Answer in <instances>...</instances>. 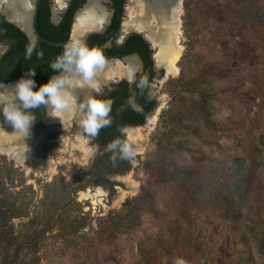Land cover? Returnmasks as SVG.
Returning <instances> with one entry per match:
<instances>
[{"label":"rangeland","instance_id":"374dc122","mask_svg":"<svg viewBox=\"0 0 264 264\" xmlns=\"http://www.w3.org/2000/svg\"><path fill=\"white\" fill-rule=\"evenodd\" d=\"M50 1L58 19L62 11L56 0ZM181 1L178 74L165 71L151 88L156 112L148 124L133 130L131 140L127 133L133 153L123 175L106 174L113 183L96 187L82 176L92 170L97 153L88 141L87 162L69 176L62 166L73 161L76 150L55 152L38 170L24 164L23 147L0 153V198L23 206L26 216L12 220L9 245L0 244V264H174L177 259L185 264H264V118L258 120L264 117V94L259 93L264 11L260 9L262 27L256 28L254 22L233 21L232 13L244 6L254 10L260 0ZM29 4L34 10V0ZM6 9L0 1V13L19 24V17ZM136 9L134 0L126 1L119 36L131 31L124 24ZM154 22L150 20L153 29L160 30ZM2 119L0 114L1 129L14 132ZM98 170L108 171L105 163ZM80 185L84 188L76 189ZM122 191L125 197L115 204ZM81 193L90 195L83 198ZM242 194L247 197L241 199ZM69 202L73 205L60 214L84 222L85 228L75 235L60 236L56 230L44 234L56 205ZM206 219L213 226L239 227L236 241L225 231V239L208 240L201 229L207 227ZM30 237L36 241L24 246L15 261V250ZM5 249H10L7 256Z\"/></svg>","mask_w":264,"mask_h":264},{"label":"flooded vegetation","instance_id":"af4514ba","mask_svg":"<svg viewBox=\"0 0 264 264\" xmlns=\"http://www.w3.org/2000/svg\"><path fill=\"white\" fill-rule=\"evenodd\" d=\"M126 1L127 0H119L118 8H116V3L112 0H97L100 7L106 13V17L102 29L97 31L99 35H92L97 38L91 39L90 37L87 42V47L89 48L91 44H99V47L103 51L101 55L104 64L119 62L126 71L125 75L120 79L108 80L106 84H103L95 90L88 88L92 90V95L95 94L98 99L111 101V112L109 114L111 120L110 125L100 129L95 137H90L83 134V130L79 127V115H74L71 119H67L66 122L62 123L59 117L53 115L54 111L51 108V113L49 114L48 109L41 106L34 110L36 119L31 126L30 136L27 140L25 141L20 138L4 146L6 150L14 148L12 152L20 151L18 149L23 147V151L20 152H24L22 156L24 164L31 170L43 168L47 160L56 154L55 152H72L74 149L67 146L68 142L72 140L71 138L76 139L78 137L85 143L88 141L87 143H90L96 149L97 153L95 154L94 166L90 172L102 179L100 182L101 185L113 183V181H109L108 178H106V174H108V176H120L125 173L127 160L119 158L114 160V157H117L118 154L109 151L108 145L117 139L127 143V133L137 129L139 126L145 125L149 120L148 118L153 116L156 112L155 106L157 101L154 96L150 94V90L154 87L155 83H158L159 79L163 78L165 72L164 67L156 63V48L152 46L151 42L147 40L143 34L131 30L129 33L119 36ZM145 1L149 6L147 9L150 10L152 3L148 0ZM87 3L88 0H83L82 2L81 0H66V3H64L65 7H59L62 12L58 19L54 17L50 0H43L41 7L44 5L48 8L49 23L57 27L62 26L66 39V27L70 30L71 34L72 20L75 14L81 8H85ZM34 4L36 7V3ZM55 5H57L56 2ZM149 16L145 19L148 23H150ZM68 18H71L69 27L67 25ZM4 20L8 22L5 18ZM64 22H66V27ZM1 33H3V31L0 29V34ZM24 33L27 34L26 31H24ZM26 37L29 41V49L36 47L38 42L41 41L35 36L34 32L30 33L29 36L26 35ZM65 39L58 44H62ZM70 40L71 36L62 47L57 48H60L64 52ZM82 41H85V37ZM4 45L6 48L0 53V59L9 48L7 42L0 40V48ZM28 72L29 71L23 73L21 77L26 76ZM60 75V72L55 75H50L48 80L51 77ZM33 79L35 80V76ZM79 92L74 96L77 98L78 103L83 99L86 100L88 96H90L88 93H84L81 90ZM74 93L72 92V94ZM3 124L9 130L15 131L14 127L4 120V117ZM14 157L17 159L19 156L15 154ZM101 163L106 164V168L108 169L107 173L98 172ZM88 176H91L90 179L94 178L92 175Z\"/></svg>","mask_w":264,"mask_h":264},{"label":"clouds","instance_id":"9594fccd","mask_svg":"<svg viewBox=\"0 0 264 264\" xmlns=\"http://www.w3.org/2000/svg\"><path fill=\"white\" fill-rule=\"evenodd\" d=\"M31 51L28 50V56ZM102 64L103 57L99 50L90 49L83 41H73L51 65L53 70L60 71V76L51 77L47 83L37 87L33 79L35 70H29L11 89L0 83V114L14 127L18 138L25 141L36 119L34 110L41 106L62 114L68 112L79 115V127L83 134L95 137L100 129L111 123V101L98 99L93 94L78 103L71 90L91 81ZM108 150L118 154L114 160L129 159L133 153L132 147L119 139L109 144ZM174 264L185 262L177 259Z\"/></svg>","mask_w":264,"mask_h":264},{"label":"trees","instance_id":"16d2710c","mask_svg":"<svg viewBox=\"0 0 264 264\" xmlns=\"http://www.w3.org/2000/svg\"><path fill=\"white\" fill-rule=\"evenodd\" d=\"M83 0H81L82 2ZM114 3H116V8H118L119 0H112ZM260 9L264 11V0L256 1L254 4V10H246V6L243 7L244 11H235V14L232 13L233 11H228V13H232L234 17L232 18L235 22H241L244 21L243 24L247 23H255L256 28L262 27V23L260 22L262 18L260 14ZM48 8L44 5L41 7L39 16H38V28L41 33V35L47 39L50 42L53 43H60L65 39V33L62 29V26L57 27L53 26L48 21ZM261 23V24H260ZM71 24V18L67 19V25L68 27ZM0 29L3 31V33L0 34V40L5 41L9 44V48L6 51V53L3 55V57L0 59V83H11L19 80L23 73L29 71V70H35V80L37 82V85L45 84L48 81V78L50 75H55L59 73V70H53L51 65L53 62H55L56 58L60 55H62L63 50L60 48L50 46L42 41H39L37 46L32 48L31 55L28 56V50H29V41L26 37L25 33L22 32L19 28L14 26L11 23H8L4 20L3 16L0 14ZM96 36H91V39H96ZM261 41L264 42V34L260 33ZM90 49H96L99 50L100 53L103 51L99 47V44H91ZM42 53V55H40ZM7 69V71H6ZM259 93L264 94V83L259 84ZM258 120L262 121V116L258 117ZM100 173V171H98ZM82 176H88L92 175L94 176V173L88 172V173H81ZM101 175V174H100ZM91 177V176H89ZM92 180V184L94 187L101 185V178L99 176H94L93 179H90L88 181ZM83 186H79L76 189H83ZM27 191L33 193L32 187L27 186L25 188ZM75 191V190H74ZM246 191H248V188L246 187ZM247 194H249L247 192ZM246 194V195H247ZM242 194L240 197L246 198L247 196ZM73 203L69 202L66 205H56V216L49 219V221L45 224L47 225L44 234L55 231L56 234L60 236L65 235H75L77 231L85 228V223L77 220H70L64 212L60 214L61 209L69 208L72 206ZM24 208L23 206L15 207L14 205H7L2 198H0V244L7 243L9 245V230L12 228V220L19 219L26 217L23 215ZM207 220V221H206ZM205 223H207V228L202 226V232L205 236H209V239L211 241V238L218 240V242L222 239H225L224 232H227V238H232L234 242L236 241V232H238L239 227L235 226H224V223L215 224L214 226L211 225V220L206 219ZM32 223V222H29ZM28 223V224H29ZM27 224V223H26ZM215 231V236H210V231ZM172 233V232H171ZM176 235V232H174ZM177 236V235H176ZM179 237V236H178ZM178 237H175L178 240ZM44 236H42V239ZM35 237H30L24 241H22V245L16 249L14 253V259L15 261H18L17 257H19V252L28 246H31V243L35 242ZM25 246V248H24ZM221 246V242L216 245V249ZM220 249V248H219ZM218 249V250H219ZM10 250V249H9ZM8 249H5L2 253L7 256ZM249 261L252 263L254 260L253 255L248 256ZM2 263H6V259L3 258ZM15 263V262H14Z\"/></svg>","mask_w":264,"mask_h":264},{"label":"bare ground","instance_id":"6f19581e","mask_svg":"<svg viewBox=\"0 0 264 264\" xmlns=\"http://www.w3.org/2000/svg\"><path fill=\"white\" fill-rule=\"evenodd\" d=\"M2 4L13 13V17L18 15L19 8L23 9V14L21 17H17L18 20L24 24L29 30V16L28 11L30 10L29 0H0ZM136 2V14L131 11L129 15V21L124 24L125 31L134 30L138 33H145L147 40H149L152 46L158 49L155 55V60L157 65L163 66L166 71V75L173 76L178 74L177 63L182 54V47L180 45V14L181 8H166L160 7L159 3L152 4L150 10L145 2V0H134ZM153 1V0H151ZM158 2V0H156ZM57 5L60 8L64 6V0H56ZM157 10V11H156ZM149 13V14H148ZM150 15V16H149ZM149 16L150 20L155 21L160 30H155L153 27L155 25L147 23L145 21L146 17ZM106 14L104 10L100 7L97 0H88L86 7L77 15L75 23L73 24L71 31V42L80 40V36L85 32H90L93 30H98L100 25L105 21ZM15 18V17H14ZM148 20V18H147ZM154 22V23H155ZM156 27V26H155ZM154 27V28H155ZM28 36L30 35V30L27 31ZM70 42V43H71ZM125 70L119 62L114 64H102L100 68L95 71L94 78L84 85H80L72 89L71 91L75 94L80 90H86L88 88L97 89L103 84H106L108 80L120 79L125 75ZM13 84L5 85L7 89H11ZM90 90V89H89ZM80 93V92H79ZM54 115L59 117L62 123L66 122L67 119H71L74 114L68 112L60 113L54 111ZM3 121V119H2ZM155 119H152L150 124H154ZM148 124V123H147ZM3 125V124H2ZM2 126H0V153L6 152L9 154L10 151H5L4 146L8 142H14L19 140L18 136L14 132L3 131ZM137 131V130H135ZM134 131L128 132V139H132V133ZM138 134V133H137ZM134 137V136H133ZM135 139V137H134ZM134 142V141H133ZM67 145V143H66ZM71 149L76 150V157L73 161H65L62 166V173L66 176L72 174L79 166L85 165L87 162L89 151L85 149L84 141L77 137L69 144ZM67 145V146H68ZM67 152H65L66 154ZM135 187V184H133ZM97 196H102L103 191L98 190ZM123 191L115 204H119L125 197ZM90 194L81 193V197L86 198ZM101 199H99L100 202Z\"/></svg>","mask_w":264,"mask_h":264},{"label":"water","instance_id":"95a60500","mask_svg":"<svg viewBox=\"0 0 264 264\" xmlns=\"http://www.w3.org/2000/svg\"><path fill=\"white\" fill-rule=\"evenodd\" d=\"M150 3L152 4H156V3H159V6L161 7H166V8H178V7H182L181 4H182V1L181 0H158V2L156 0H148ZM43 0H34V3H36V7L34 10L31 11V8L30 10L28 11V18H29V30H30V33L34 32L35 33V36L37 38H39L42 42L50 45V46H54V47H62V45L64 43H66L69 38H70V30L66 27V22H64V25L66 27V39L65 41L62 43V44H58V43H53V42H50L48 41L47 39H45L40 31H39V28H38V16H39V11H40V7H41V4H42ZM10 11V10H9ZM157 11V10H156ZM11 12V11H10ZM23 14V9L22 8H19V11H18V17H21ZM33 15L32 17L30 15ZM5 18V17H4ZM6 19V18H5ZM7 20V19H6ZM8 22L10 23H13L17 28H19L21 31H29L27 29V27L24 26L23 23L19 22V24H17L15 21H12V20H7ZM103 27V23L102 25H100V27L98 28L97 31L101 30ZM96 30L95 31H90L88 32L86 35H85V41L84 43L87 45V42H88V39L92 36V35H99V32H97ZM26 34V33H25ZM28 36V34H26ZM16 82V81H15ZM15 82H11V83H3V85H8V84H13ZM82 92H86L88 93L89 95H92V90H89V89H86V90H82ZM36 203V202H35ZM32 216V209L30 210V217ZM29 219V218H28ZM24 222H26L27 220H23Z\"/></svg>","mask_w":264,"mask_h":264}]
</instances>
